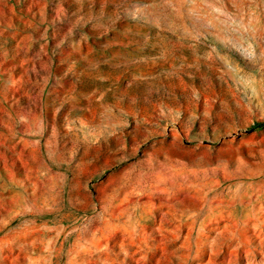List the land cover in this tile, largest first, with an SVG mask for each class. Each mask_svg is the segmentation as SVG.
Returning a JSON list of instances; mask_svg holds the SVG:
<instances>
[{"label":"rangeland","instance_id":"obj_1","mask_svg":"<svg viewBox=\"0 0 264 264\" xmlns=\"http://www.w3.org/2000/svg\"><path fill=\"white\" fill-rule=\"evenodd\" d=\"M0 264H264V0H0Z\"/></svg>","mask_w":264,"mask_h":264}]
</instances>
